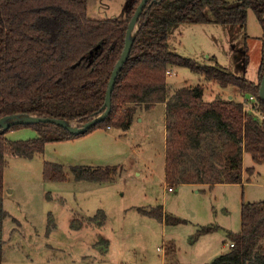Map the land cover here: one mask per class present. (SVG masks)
Segmentation results:
<instances>
[{"label": "trees", "instance_id": "trees-1", "mask_svg": "<svg viewBox=\"0 0 264 264\" xmlns=\"http://www.w3.org/2000/svg\"><path fill=\"white\" fill-rule=\"evenodd\" d=\"M140 2L128 0L125 18L97 19L88 15V0H0V118L28 114L83 123L103 112L112 71ZM249 9L254 10L264 30V0H149L130 56L118 74L112 110L105 119L78 135L60 124L42 121L0 129V264L8 154L33 156L49 141L81 136L96 128L128 130L138 107L149 109L165 102V178L171 188L185 183L212 187L241 182L245 152L254 162H264V100L259 95L264 33L257 80L228 71L219 62L199 65L170 47L171 33L181 23L245 27ZM171 65L188 66L222 87L235 85L244 99L217 96L207 100L203 84L172 92L167 73ZM251 94L256 95V103L248 100ZM248 104L259 110L261 117ZM24 126L35 128L38 136L28 140L7 137L9 130ZM71 169L77 180L96 182L111 181L118 173L117 166L73 165ZM44 177L63 181L67 175L62 164L46 162ZM141 210L168 220L163 205ZM174 252L170 245L164 264H264V201L243 203L241 230L233 236V245L212 261L183 263L173 258Z\"/></svg>", "mask_w": 264, "mask_h": 264}, {"label": "rangeland", "instance_id": "rangeland-1", "mask_svg": "<svg viewBox=\"0 0 264 264\" xmlns=\"http://www.w3.org/2000/svg\"><path fill=\"white\" fill-rule=\"evenodd\" d=\"M127 2L88 0V15L125 18ZM263 33L256 13L249 9L245 27L181 23L171 33L170 47L199 65L219 62L228 71L257 80ZM170 71L171 91L203 84L208 100L230 93L242 99L235 85L222 87L188 66L171 65ZM248 107L260 116L259 110ZM161 109L160 104L134 113L128 130L96 128L49 141L33 156L8 154L2 264H164L170 245L175 248L173 258L198 263L228 251L241 230L243 203L264 201V162H254L245 152L241 182L213 187L176 184L170 189ZM37 136L31 126L7 132L11 140ZM46 162L62 164L66 180H47ZM73 165L117 166L118 173L111 181L77 180ZM157 205H163L166 222L139 210Z\"/></svg>", "mask_w": 264, "mask_h": 264}, {"label": "water", "instance_id": "water-1", "mask_svg": "<svg viewBox=\"0 0 264 264\" xmlns=\"http://www.w3.org/2000/svg\"><path fill=\"white\" fill-rule=\"evenodd\" d=\"M148 1L149 0H141V2L137 6L129 22L127 36H126V44H125L124 50L119 60L116 63L114 70L112 71V75H111L108 89L106 92L103 112H101L97 116H94L93 118H91L90 120L86 122H83V123L79 122L80 124H73V122H77V121L69 122L65 119L55 118V117H41L37 115H28V114L7 115V116L0 118V129H3V130L8 129L11 125L18 124V123L19 124L20 123H36V122L42 121V122H52V123L60 124L64 126L65 128H67L73 134L78 135V134L87 132L91 127L96 125L99 121L105 119L112 110V94H113L114 86H115L118 74L121 68L123 67V64L130 56L133 42H134V37L139 29V19ZM127 6H128V2H127ZM259 95L264 100V75L261 80Z\"/></svg>", "mask_w": 264, "mask_h": 264}, {"label": "crops", "instance_id": "crops-1", "mask_svg": "<svg viewBox=\"0 0 264 264\" xmlns=\"http://www.w3.org/2000/svg\"><path fill=\"white\" fill-rule=\"evenodd\" d=\"M253 80V79H252ZM171 90V89H170ZM236 91H238V89H236ZM173 92V91H172ZM239 92V91H238ZM230 97H235L236 98V95H235V93H230V95H229ZM205 98H206V96H205ZM239 98V97H238ZM207 99V98H206ZM214 99V98H213ZM237 99V98H236ZM242 99H244V96H242ZM241 99V97L238 99V100H242ZM208 100V99H207ZM212 100V99H211ZM249 100V99H248ZM250 102V101H249ZM252 103V102H251ZM162 105V109L161 110H163V115H164V117H165V128H166V103L165 102H160V103H157L154 107H152V108H149V109H147V108H144V107H138L137 108V110L135 111V113H137L139 110H140V112H142L144 109H146V110H151V109H154L155 107H157L158 105ZM143 119V117L140 119V120H142ZM100 129H103V128H100ZM106 129H108V128H106ZM106 129H104V130H106ZM167 135H168V132H167V129H166V142H167ZM165 152H166V144H165ZM165 158H166V154H165ZM165 164H166V162H165ZM185 184H190V183H185ZM192 185H194V186H196V187H203V186H209L208 184H192ZM210 187V186H209ZM213 187V186H212ZM142 208H144V209H148V208H145V207H142ZM151 209V208H150ZM139 210H141V207H139ZM142 211V210H141ZM143 212V211H142ZM164 212H165V209H164ZM143 213H145V212H143ZM146 214V213H145ZM147 215H149V214H147ZM164 215H165V213H164ZM151 216V215H150ZM154 217V216H153ZM164 221H165V218H164ZM166 222V221H165ZM233 243V241L230 243V244H232ZM166 253H167V251H166ZM167 255V254H166ZM166 259H167V257H165V261H166ZM165 261H164V263H165ZM183 263H185V262H183ZM198 263H203V262H198Z\"/></svg>", "mask_w": 264, "mask_h": 264}, {"label": "built area", "instance_id": "built-area-1", "mask_svg": "<svg viewBox=\"0 0 264 264\" xmlns=\"http://www.w3.org/2000/svg\"><path fill=\"white\" fill-rule=\"evenodd\" d=\"M167 73L170 74L171 71L168 70ZM249 100H250L252 103H256V102H257V97H256V95L251 94V95L249 96ZM170 189H171V187H170ZM232 245H233V243H232Z\"/></svg>", "mask_w": 264, "mask_h": 264}]
</instances>
